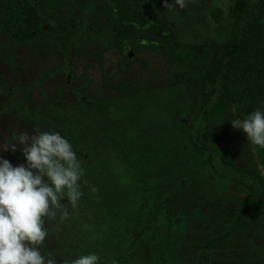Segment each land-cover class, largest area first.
<instances>
[{"label":"rangeland","instance_id":"1","mask_svg":"<svg viewBox=\"0 0 264 264\" xmlns=\"http://www.w3.org/2000/svg\"><path fill=\"white\" fill-rule=\"evenodd\" d=\"M4 1L0 156L23 163L18 133L59 131L81 164L84 194L49 223L42 252L57 264L90 251L99 264H209L199 248L264 250V213H237L252 191L227 170L255 176L263 195L264 172L220 79L259 0L171 12L162 0H32L42 29L27 42L5 33Z\"/></svg>","mask_w":264,"mask_h":264},{"label":"clouds","instance_id":"2","mask_svg":"<svg viewBox=\"0 0 264 264\" xmlns=\"http://www.w3.org/2000/svg\"><path fill=\"white\" fill-rule=\"evenodd\" d=\"M162 2L168 12L186 6V0ZM230 122L246 134L247 142L264 149V107H256L243 119L230 118ZM11 147H19L24 162L13 165L0 156V264H57L52 253L42 249L50 234L49 223L66 220L69 206L77 208L84 194L80 161L59 131L21 132ZM99 261L98 254L90 251L63 264Z\"/></svg>","mask_w":264,"mask_h":264},{"label":"trees","instance_id":"3","mask_svg":"<svg viewBox=\"0 0 264 264\" xmlns=\"http://www.w3.org/2000/svg\"><path fill=\"white\" fill-rule=\"evenodd\" d=\"M1 24L11 39L27 42L40 33L42 18L32 0H5ZM220 79L236 118L243 119L256 107H264V0H259L254 10L243 19L236 35L235 49L224 65ZM214 99L215 96H211L210 101ZM194 128L193 124L188 130L189 134L194 133ZM252 147L264 172V149ZM227 172L231 179L247 185L252 191L248 204L237 213L244 216L251 208H257L260 215L263 214L264 195L258 179L238 170L230 169ZM182 191L179 185L176 186L179 196H182ZM229 227L228 223L223 231ZM244 243L241 248L229 242L207 250L199 248L196 255L204 256L209 264H264V250L252 242Z\"/></svg>","mask_w":264,"mask_h":264},{"label":"water","instance_id":"4","mask_svg":"<svg viewBox=\"0 0 264 264\" xmlns=\"http://www.w3.org/2000/svg\"><path fill=\"white\" fill-rule=\"evenodd\" d=\"M129 56H130V57L132 56V52H131V51L129 52Z\"/></svg>","mask_w":264,"mask_h":264},{"label":"flooded vegetation","instance_id":"5","mask_svg":"<svg viewBox=\"0 0 264 264\" xmlns=\"http://www.w3.org/2000/svg\"><path fill=\"white\" fill-rule=\"evenodd\" d=\"M214 101V100H213ZM212 100H211V102H213ZM235 116V115H234ZM190 124H191V122H190ZM163 181V180H162ZM167 183V185H168V182H166ZM189 231V230H188Z\"/></svg>","mask_w":264,"mask_h":264}]
</instances>
